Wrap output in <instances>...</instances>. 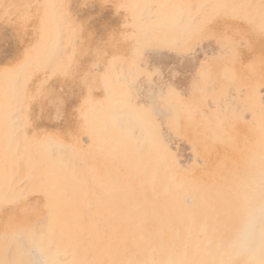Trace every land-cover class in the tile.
I'll return each instance as SVG.
<instances>
[{"label":"rangeland","instance_id":"obj_1","mask_svg":"<svg viewBox=\"0 0 264 264\" xmlns=\"http://www.w3.org/2000/svg\"><path fill=\"white\" fill-rule=\"evenodd\" d=\"M262 27L264 0H0V264H49L52 239L74 264H168L179 228L171 248L226 250L199 264H264ZM239 153L255 179L233 165L194 202Z\"/></svg>","mask_w":264,"mask_h":264},{"label":"bare ground","instance_id":"obj_2","mask_svg":"<svg viewBox=\"0 0 264 264\" xmlns=\"http://www.w3.org/2000/svg\"><path fill=\"white\" fill-rule=\"evenodd\" d=\"M73 1V0H72ZM76 2V1H75ZM88 2V1H87ZM92 2V1H91ZM96 3V2H95ZM77 5V4H76ZM70 6H72L71 4H70ZM87 6V5H86ZM100 6V5H99ZM76 7V6H75ZM70 8V7H69ZM100 8V7H99ZM74 9H77V8H74ZM85 9V8H84ZM78 10V9H77ZM95 11V10H94ZM82 12V11H81ZM74 14V13H73ZM72 14V15H73ZM77 14V13H76ZM95 14V13H94ZM79 15H81V14H79ZM74 16V15H73ZM93 16V15H92ZM80 17V16H79ZM83 17V16H82ZM81 18V17H80ZM91 19V18H90ZM89 21V20H88ZM83 22V21H82ZM92 23V22H91ZM84 25V24H83ZM84 27V26H83ZM99 27H100V25H99ZM83 30V29H82ZM81 30V31H82ZM86 30V29H85ZM92 30V29H91ZM88 32V31H87ZM108 32V31H107ZM81 33V32H80ZM84 35H86L85 33H83ZM99 34V33H98ZM106 34V33H105ZM81 35V34H80ZM92 35H94V34H92ZM92 35H91V38H92ZM108 35V34H107ZM99 36V35H98ZM80 38H82L81 36H80ZM237 38V37H236ZM256 39V38H255ZM259 39H261V38H259ZM94 40V39H93ZM103 40H105V39H103ZM258 40V39H257ZM28 41V40H27ZM98 41V40H97ZM80 42H82V41H80ZM252 42H253V39H252ZM258 42V41H257ZM83 43V42H82ZM101 43H102V41H101ZM101 43H100V45H101ZM256 43V42H255ZM81 44V43H80ZM89 44V43H88ZM98 44V43H97ZM103 44V43H102ZM2 45V44H1ZM263 45V42H261V43H258V46L260 47V46H262ZM82 46H83V44H82ZM253 47V46H252ZM80 48V47H79ZM98 48V47H97ZM96 48V49H97ZM100 48V47H99ZM124 49V48H123ZM92 50V49H91ZM104 50H105V48H104ZM126 50V49H125ZM253 50V49H252ZM19 50H16L15 52H18ZM114 51V50H113ZM122 51V50H121ZM256 51V50H255ZM91 53V52H90ZM93 53V52H92ZM126 54V53H125ZM21 56V55H20ZM83 56H85V55H83ZM82 56V57H83ZM88 56V55H87ZM90 56V55H89ZM92 56V55H91ZM243 56V55H242ZM19 58V57H18ZM240 58V57H239ZM17 59V58H16ZM15 60V59H14ZM78 60V59H77ZM80 60V59H79ZM241 60V59H240ZM86 61V60H85ZM14 62V61H13ZM83 62V61H82ZM120 62V61H119ZM242 63V62H241ZM15 64V66L16 65H18V63L17 62H15V63H13V65ZM20 64V63H19ZM77 66V65H76ZM124 69V68H123ZM119 72V71H118ZM116 74V73H115ZM119 74V73H118ZM120 75V74H119ZM74 76V75H73ZM86 76V75H85ZM115 76V75H114ZM60 80H61V78H60ZM66 81H67V79H66ZM69 81V80H68ZM74 81V80H73ZM92 81V80H91ZM61 82V81H60ZM71 82V81H70ZM78 82H79V80H78ZM57 83H59V82H57ZM62 83H64V82H62ZM49 85V84H48ZM81 85V84H80ZM83 87V86H82ZM116 88V87H115ZM46 89V88H45ZM72 89V88H71ZM80 89V88H79ZM124 89V88H123ZM51 90V89H50ZM60 90V89H59ZM63 90V89H62ZM82 90H83V88H82ZM49 91V90H48ZM61 91V90H60ZM97 91V90H96ZM84 92V91H83ZM46 93V92H45ZM45 93H43V94H45ZM57 93H59V92H57ZM122 93H124V92H122ZM61 94V93H60ZM99 94V93H98ZM121 94V93H120ZM63 95V94H62ZM74 95V94H73ZM42 96V95H41ZM47 97H49L50 95H48V93H47V95H46ZM75 96V95H74ZM65 97H66V95H65ZM82 97V96H81ZM55 98V97H54ZM103 99V98H102ZM61 100V99H60ZM107 100V99H106ZM40 102V101H39ZM56 102H57V100H56ZM51 106H53V105H51ZM33 108V107H32ZM31 108V109H32ZM36 108V107H35ZM30 109V108H29ZM189 109V108H188ZM31 112V111H30ZM73 112V111H72ZM76 112V111H75ZM70 113V112H69ZM31 114V113H30ZM37 115V114H36ZM60 116V115H59ZM74 116V115H73ZM56 118V117H55ZM32 119V118H31ZM57 119V118H56ZM76 119V118H75ZM112 119V118H111ZM180 119V118H179ZM40 120V119H39ZM80 120V119H79ZM114 122V121H113ZM113 122H112V124H113ZM180 122V121H179ZM181 123V122H180ZM32 128V127H31ZM77 128H79V127H77ZM38 129V128H37ZM50 130V129H49ZM55 130H57V129H55ZM73 131V130H72ZM29 132V131H28ZM55 132V131H54ZM68 132V131H67ZM78 132V131H77ZM45 133V132H44ZM72 133V132H71ZM60 135V134H59ZM63 136V135H62ZM68 136V135H67ZM74 138V137H73ZM237 138H239V137H237ZM109 139H111V137L109 138ZM72 141V140H71ZM70 142V141H69ZM54 143H57V142H54V141H52L51 140V142L49 141V142H46V144H54ZM141 143H142V140H141ZM140 143V144H141ZM70 149V148H69ZM157 149V145L156 146H153L152 147V150H156ZM69 151V150H68ZM71 151V150H70ZM245 156V154L244 153H239V154H237V155H234V156H226V158H224L223 160H224V163L222 164V163H218L217 161L219 160V159H216V156H214L213 158L214 159H212L211 160V162H213V160H214V163L215 164H213L212 166H211V172H208V171H205V172H202L201 173V179H202V181H201V184H199V185H197V186H195L194 187V189H193V193H194V202H202L203 201V203L206 201L204 198L206 197V191L210 188L209 187V185L211 184V183H213V182H215V181H218V180H225V178H227L228 176H227V174H226V170L228 169V168H230V167H232L233 165L235 166V165H237L236 166V168H235V170H234V172H233V176L234 177H242V176H244V177H247L248 179H250V180H254L255 179V175L257 174V164H258V158H260V155L259 154H257V156H254L255 157V159H252V161H250V163H246V162H244V161H242V157H244ZM45 159H46V157H44ZM43 157L41 158V159H39L38 161H37V163H36V165L38 166V167H40V168H42L43 166H44V161H45V159H44ZM76 158H77V156H76ZM211 159V158H210ZM82 170V169H81ZM65 174V173H64ZM63 174V175H64ZM22 175H20V177H21ZM6 178H7V176H6ZM18 178V177H17ZM18 180V179H17ZM16 180V181H17ZM173 182H174V178L173 179H171ZM171 180H170V182H171ZM13 185V184H12ZM209 187V188H208ZM173 189H179V187L177 186V184H175V186L173 187ZM250 191H252V192H250ZM250 191H248V192H242V194L244 195V198H247V197H251V195H253L256 191H257V189H254V190H250ZM70 192V191H69ZM236 191H227V192H225V194H222V193H219V194H217L216 195V197H215V201H216V206H217V208H221V206L223 207V205L225 206V204H227V203H230L231 201H233V198L234 197H232L233 195H236ZM239 193V192H238ZM241 194V193H240ZM239 195V194H238ZM75 197V196H74ZM43 200V199H42ZM42 202V201H41ZM94 203H95V201H94ZM93 203V204H94ZM139 203V202H138ZM40 204V203H39ZM37 205V204H36ZM139 205V204H138ZM206 204H204V206H205ZM256 206V205H255ZM134 207V206H133ZM138 207V206H137ZM140 207V206H139ZM132 209V208H131ZM130 209V210H131ZM137 210H139V208H136ZM162 209V208H161ZM206 209H207V207H205L203 210H204V213H205V215H207V211H206ZM163 210V209H162ZM170 210V209H169ZM52 211H53V209H52ZM55 211V210H54ZM113 212L115 211V210H112ZM132 211H136V210H132ZM126 212L127 211H125L124 213L126 214ZM146 212V211H145ZM155 212V211H154ZM200 212V211H199ZM115 213V212H114ZM129 214H130V212H128ZM133 213V212H132ZM138 213V212H137ZM142 213V212H141ZM166 213H169V212H167L166 211ZM176 213V212H175ZM175 213H173L174 214V218H175ZM105 214H106V212H105ZM122 214V213H121ZM135 214V213H134ZM172 214V215H173ZM118 215V214H117ZM120 215V214H119ZM153 215H154V213H153ZM167 215V214H166ZM131 216H133L132 214H131ZM144 216H146V214L144 215ZM169 216H171V214L169 215ZM168 216V217H169ZM139 217V216H138ZM137 217V218H138ZM133 218H134V216H133ZM136 218V219H137ZM143 217L141 216L140 217V219H142ZM262 219H264V215L261 217ZM121 219H123V217L121 218ZM169 219H171V218H169ZM173 219V218H172ZM184 219V218H183ZM97 221V220H96ZM137 221V220H136ZM171 221V220H170ZM177 221V220H176ZM176 221H175V225H176ZM181 222L183 221V220H180ZM115 222V221H114ZM97 223H99V222H97ZM207 223H209V221H207ZM179 224H181V223H179ZM183 224V223H182ZM181 224V225H182ZM99 225V224H98ZM174 225V226H175ZM177 225H178V223H177ZM47 226V225H46ZM161 227H162V229L164 228V225L163 224H161L160 225ZM51 227V226H50ZM150 227V226H149ZM170 227H171V225H170ZM178 227V226H177ZM174 228V227H173ZM173 228L170 230V229H168V230H170V232L173 230ZM145 230H146V228H144ZM175 229V228H174ZM180 229V231H182L181 230V228H179ZM179 229L177 230V231H179ZM191 229V228H190ZM194 229H195V227H194ZM138 230V229H137ZM185 230V229H184ZM196 230V229H195ZM176 231V233H175V231L174 232H172V233H170L171 234V236H167L168 237V239H169V242H168V244H169V247L167 246V248H169V250L171 251V254H172V258H170V260L168 261V264H199V263H197V258L199 259L200 257H202L203 256V254L202 253H200V250H199V248L200 249H202L207 255H209L210 256V258L212 259V260H214L216 257H218L221 253H223L224 251H226L225 249H223L221 246H220V251H219V246H216V249H218V252H215V251H213L212 250V242H213V239H214V237H215V239H216V236L215 235H211V236H214V237H212V239L209 237V239H211L212 240V242H210V241H208L207 243H205V244H207L208 246L207 247H205L204 245H202L201 244V242H199V240H198V242L196 243V241H195V239H194V241H195V244H193L192 242V244L190 243V244H187L185 247H183L182 245L181 246H178L179 247V249L177 248H171V245L173 246V243H174V241H176L175 239H176V237L177 236H180V235H178V234H180V231H179V233ZM200 231L201 230H199V233H200ZM208 231V230H207ZM142 232V231H141ZM146 232V231H145ZM169 232V231H168ZM183 232H185V231H183ZM183 232H181L182 234H184ZM193 232H196V231H193ZM39 233V232H38ZM143 233V232H142ZM147 233V232H146ZM146 233H144V234H146ZM158 233V232H157ZM212 233H215V232H212ZM83 234V233H82ZM132 234V233H131ZM136 234H137V232H136ZM204 234H205V232H204ZM165 236V235H164ZM192 236V235H191ZM204 236V235H203ZM202 236V237H203ZM210 236V235H209ZM129 237V236H128ZM147 237V236H146ZM182 237V236H181ZM193 237V236H192ZM236 237H238V235L236 234ZM32 239H34L35 238V235H33L32 237H31ZM198 238V237H197ZM204 238H208L207 236L205 237L204 236ZM143 239H144V236H143ZM181 239V238H180ZM183 239H185L184 238V236H183ZM190 239V238H189ZM80 240V239H79ZM139 240V239H138ZM147 240V239H146ZM153 240H157V239H152V242H154ZM178 240V239H177ZM193 240V239H192ZM191 240V241H192ZM49 241V240H48ZM158 241V240H157ZM156 241V242H157ZM160 241V240H159ZM163 240H161L160 242H162ZM193 241V242H194ZM202 241V240H201ZM203 241H206V240H203ZM149 242V241H148ZM147 242V243H148ZM139 243H142V241H140ZM145 243V242H144ZM147 243H145V244H147ZM176 243V242H175ZM182 243V242H181ZM188 243V242H187ZM179 244V243H178ZM183 244V243H182ZM215 244V243H214ZM150 245V244H149ZM155 245V244H154ZM157 245H158V243H157ZM175 245V244H174ZM216 245V244H215ZM59 242L58 241H55L54 242V239H52V241L49 243V245L47 246V250H48V260H49V264H74L73 262H72V260H71V258H68V257H66L65 255H66V251H62V250H60V248H59ZM120 246V245H119ZM144 247L143 246V243H142V245L140 244V247ZM176 247H177V245H175ZM262 246L264 247V241H262ZM141 247V248H142ZM148 247V246H147ZM147 247H145V248H147ZM181 247V248H180ZM218 247V248H217ZM144 248V249H145ZM149 248V247H148ZM167 248L165 247V246H161L160 247V249H158V251L159 252H164V251H166L167 250ZM118 249V248H117ZM155 249H156V246H155ZM224 251H223V250ZM150 250V249H149ZM215 250V249H214ZM59 251V252H58ZM71 251V250H70ZM152 251V250H151ZM58 252V253H57ZM124 252V251H123ZM126 253H127V251H125ZM155 252V251H154ZM163 252H162V254H163ZM203 252V253H204ZM79 253V252H78ZM126 253L124 254L125 256H126ZM129 255H130V253H128ZM146 254H147V251H146ZM150 255H151V253H149ZM155 253H153V255H154ZM161 254V253H160ZM156 255V254H155ZM164 255V254H163ZM263 255H264V253H263ZM57 256L60 258V261L59 262H57L56 261V258H57ZM120 256H121V254H120ZM144 256V255H143ZM79 257V256H78ZM146 257V256H145ZM147 257H149V255L147 256ZM155 257V256H154ZM160 257H161V255H160ZM205 257V256H204ZM259 257H263V256H259ZM122 258V257H121ZM164 259V258H163ZM209 259V258H208ZM208 259L207 260H205V261H207V263H208ZM92 260H96V259H92ZM91 259L89 260V261H85L84 263H80V264H90V262L92 261ZM98 261H99V258L97 259ZM129 260V259H128ZM140 260V259H139ZM137 261L135 264H147V262L149 261H145V260H140V261ZM202 260V259H201ZM200 260V261H201ZM78 261H79V259H78ZM156 261V260H155ZM159 261L160 260H158V261H156V263L155 264H160L159 263ZM161 261H162V259H161ZM222 261H223V259H222ZM103 262V264H104V261H102ZM123 262V261H122ZM150 262V261H149ZM218 262V261H217ZM114 263V259H111L110 260V262L108 263V264H113ZM153 263V262H152ZM151 263V264H152ZM45 264V263H44ZM79 264V263H78ZM125 264V263H124ZM150 264V263H149ZM161 264H162V262H161ZM202 264V263H201ZM204 264V263H203ZM212 264H219V262L218 263H216L215 261H213V263Z\"/></svg>","mask_w":264,"mask_h":264},{"label":"snow or ice","instance_id":"obj_3","mask_svg":"<svg viewBox=\"0 0 264 264\" xmlns=\"http://www.w3.org/2000/svg\"><path fill=\"white\" fill-rule=\"evenodd\" d=\"M216 32L218 35H222V33H219L218 31ZM260 36H261V40L264 41V27L260 29ZM261 59L262 61H264V48H262V51H261Z\"/></svg>","mask_w":264,"mask_h":264}]
</instances>
